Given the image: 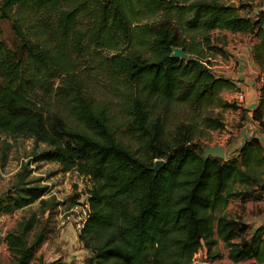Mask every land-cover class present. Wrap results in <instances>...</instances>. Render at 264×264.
Instances as JSON below:
<instances>
[{
	"label": "trees",
	"instance_id": "1",
	"mask_svg": "<svg viewBox=\"0 0 264 264\" xmlns=\"http://www.w3.org/2000/svg\"><path fill=\"white\" fill-rule=\"evenodd\" d=\"M160 13L155 24L139 25L144 16ZM0 17L13 20L20 40L14 50L0 41V135L32 138L47 146L35 161H54L62 171L75 169L90 178L89 215L78 234L90 253L88 264H189L200 248L216 260L222 254L213 251L215 236L233 262L258 256L259 239H246L245 225L221 214L230 197L243 200L264 188L258 186L264 168L255 169L264 167L258 139L244 142L235 156L204 159L193 142V125L181 123L167 136L164 115L177 104L211 100L235 107L217 99L234 84L215 75L205 59L211 56L207 48L225 55L209 32L256 37L253 60L264 71V10L239 15L219 0H0ZM174 47L187 57H172ZM87 48L112 52L108 62L132 95L128 132L140 152L119 138L109 109L74 85L65 87L72 94L73 126L36 100L47 80L61 76L73 55ZM263 110L261 98L253 117L261 119ZM205 119L209 128L223 126L217 117ZM157 159L164 164L155 173ZM45 190L17 181L0 199V216ZM31 229L25 220L5 237L15 264H30L46 239L40 231L28 241Z\"/></svg>",
	"mask_w": 264,
	"mask_h": 264
},
{
	"label": "rangeland",
	"instance_id": "2",
	"mask_svg": "<svg viewBox=\"0 0 264 264\" xmlns=\"http://www.w3.org/2000/svg\"><path fill=\"white\" fill-rule=\"evenodd\" d=\"M219 1L227 4V6L233 2L239 15L252 14V7L263 2L262 0ZM240 5L245 7L238 9ZM162 18V13L147 18L144 16L138 23L139 25L155 24ZM12 23L13 20L0 17V41L10 50L20 46V40L15 35ZM25 30L26 27L24 26ZM209 38L211 43L221 45L226 57L239 52L247 54L246 46L252 45L254 42L249 34L232 33L219 29L211 30ZM128 49L126 47V50ZM205 50L208 55H211L205 59H208V64L213 73L218 76H226L225 70L221 68L220 59L213 60L216 59L213 55L216 51L208 48ZM111 54V51L94 48H87L80 54H74V60L70 63L68 70L59 77H50L47 80V89L41 88L37 92L36 100L40 101L44 107L54 110L69 126H73L77 123V119L69 101L72 94L69 89H65L70 83L87 98L92 99L94 103L104 104L111 113L113 127L117 130L119 138L129 147L140 152L141 148L136 138L128 132L130 127L128 103L132 95L128 91L129 86L124 84L123 79L113 72L108 62V57ZM145 54L147 55L148 52ZM231 90V88L221 90L217 93V99L222 102L234 103L235 107L233 108H236L235 101L230 98ZM233 108L223 107L219 102H212V100L196 105L191 103L177 104L164 115L166 135L170 136L172 129L181 123H188L192 124L195 129L193 142L198 150L222 145L227 142L230 136L228 135L231 133L229 129L235 125L229 110ZM156 111L159 109L156 108ZM207 115L219 118L223 126L215 129L206 126L205 117ZM226 135L227 137H225ZM45 148H47L46 145L35 144L32 138L0 135V199L13 190L17 181H22L29 187L46 188L45 193L29 205L0 216V264H15L5 237L7 233L15 230L19 223L25 220L32 222L28 241H31L34 235L40 231L45 234L46 239H57L60 234V228H57L60 215L77 202L80 197L89 195L92 182L88 176L79 174L75 169L62 171L61 166L54 161L34 160L35 154ZM263 168V166L255 167L256 170H263ZM56 252L59 250L51 254L55 255ZM86 258L87 256L84 259ZM59 259H52L49 264H54ZM218 260L213 261L206 258L204 249L201 248L192 256L189 264L201 261L208 264H231L227 263L225 259Z\"/></svg>",
	"mask_w": 264,
	"mask_h": 264
},
{
	"label": "crops",
	"instance_id": "3",
	"mask_svg": "<svg viewBox=\"0 0 264 264\" xmlns=\"http://www.w3.org/2000/svg\"><path fill=\"white\" fill-rule=\"evenodd\" d=\"M262 1V3L252 7V14L247 13L245 15L253 17L258 10H264V0ZM252 39H254L253 44L246 46L248 49L247 54L239 52L227 57L215 54L216 59H213H220L221 68L225 70L224 73L226 74L224 77L229 78L234 84L231 88L230 98L235 101L236 108L229 110L234 118L235 125L232 129H229L231 133L228 134L230 136L227 142L221 145L225 149L226 158L237 155L238 148L252 138L258 139L264 151V110L261 119L253 117V111L259 105L261 98L264 101V71L253 60V46L258 41L254 36ZM262 181V184L258 186L264 184V180ZM252 188L256 189V187ZM221 214H225L228 218L245 225L244 237L246 239L252 237L259 239L261 251L257 257L233 262L227 257L228 249L224 241L215 236L217 241L213 251L221 253L222 258L213 261L225 259L227 263L231 264H264V188L251 192L250 196L243 200L238 195L230 197ZM57 228H60V234L57 239H54L55 242H53L54 240L45 239L35 253V259L30 264H49L50 260L58 258H60L59 261L54 264H88L90 253L82 246L78 238L79 233L75 228L70 224L63 226L60 221H57ZM234 240L238 241L239 238H234ZM58 250L59 252H56L55 255L51 254ZM53 255L54 257H52ZM86 256L87 258L84 259Z\"/></svg>",
	"mask_w": 264,
	"mask_h": 264
},
{
	"label": "built area",
	"instance_id": "4",
	"mask_svg": "<svg viewBox=\"0 0 264 264\" xmlns=\"http://www.w3.org/2000/svg\"><path fill=\"white\" fill-rule=\"evenodd\" d=\"M88 197V194L80 197L68 210L63 212L59 217L60 224L63 226L70 224L80 233L89 215Z\"/></svg>",
	"mask_w": 264,
	"mask_h": 264
},
{
	"label": "water",
	"instance_id": "5",
	"mask_svg": "<svg viewBox=\"0 0 264 264\" xmlns=\"http://www.w3.org/2000/svg\"><path fill=\"white\" fill-rule=\"evenodd\" d=\"M229 7L234 8L235 4L233 2H230L228 4ZM172 57L175 58H180V59H185L187 57L186 53H184L179 47H174L173 48V52L171 54ZM199 67H201V63H199ZM203 157L204 159L208 158V157H214V158H218V159H224L225 157V149L223 146L221 145H216L213 147H208V148H203ZM164 164V160L162 159H157L154 162V166H153V170L156 173ZM263 181H260L259 184H262ZM91 261V259H90ZM195 264H208L207 262H197Z\"/></svg>",
	"mask_w": 264,
	"mask_h": 264
}]
</instances>
